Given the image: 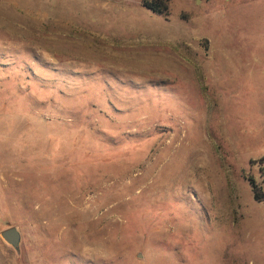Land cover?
<instances>
[{"label":"rangeland","instance_id":"obj_1","mask_svg":"<svg viewBox=\"0 0 264 264\" xmlns=\"http://www.w3.org/2000/svg\"><path fill=\"white\" fill-rule=\"evenodd\" d=\"M168 12L0 0V264H264V0Z\"/></svg>","mask_w":264,"mask_h":264},{"label":"trees","instance_id":"obj_2","mask_svg":"<svg viewBox=\"0 0 264 264\" xmlns=\"http://www.w3.org/2000/svg\"><path fill=\"white\" fill-rule=\"evenodd\" d=\"M169 1L170 0H143L142 5L150 10H152L154 13L160 14V15H168L169 14ZM250 184L255 190L257 187L256 180L254 178H249ZM255 199L258 201H264V195H259L255 190Z\"/></svg>","mask_w":264,"mask_h":264},{"label":"water","instance_id":"obj_3","mask_svg":"<svg viewBox=\"0 0 264 264\" xmlns=\"http://www.w3.org/2000/svg\"><path fill=\"white\" fill-rule=\"evenodd\" d=\"M1 235L14 248L19 249L21 234H20V231L16 227L12 226V227L4 229L1 232Z\"/></svg>","mask_w":264,"mask_h":264},{"label":"crops","instance_id":"obj_4","mask_svg":"<svg viewBox=\"0 0 264 264\" xmlns=\"http://www.w3.org/2000/svg\"><path fill=\"white\" fill-rule=\"evenodd\" d=\"M120 1H126V0H120ZM143 1V0H142ZM148 9V8H147ZM150 10V9H149ZM152 11V10H151ZM160 15V14H159Z\"/></svg>","mask_w":264,"mask_h":264}]
</instances>
